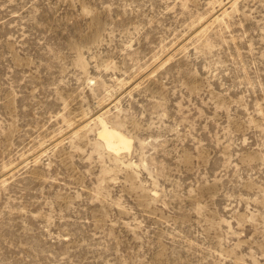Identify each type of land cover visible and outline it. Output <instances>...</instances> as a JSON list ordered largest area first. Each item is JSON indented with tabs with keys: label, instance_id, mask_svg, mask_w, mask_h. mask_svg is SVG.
Listing matches in <instances>:
<instances>
[{
	"label": "rangeland",
	"instance_id": "obj_1",
	"mask_svg": "<svg viewBox=\"0 0 264 264\" xmlns=\"http://www.w3.org/2000/svg\"><path fill=\"white\" fill-rule=\"evenodd\" d=\"M0 264H264V0H0Z\"/></svg>",
	"mask_w": 264,
	"mask_h": 264
},
{
	"label": "bare ground",
	"instance_id": "obj_2",
	"mask_svg": "<svg viewBox=\"0 0 264 264\" xmlns=\"http://www.w3.org/2000/svg\"><path fill=\"white\" fill-rule=\"evenodd\" d=\"M99 137L105 142L106 147L115 153H118L120 148L129 149L132 142L123 133L111 128L104 121H102V128L99 131Z\"/></svg>",
	"mask_w": 264,
	"mask_h": 264
}]
</instances>
